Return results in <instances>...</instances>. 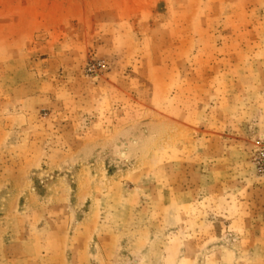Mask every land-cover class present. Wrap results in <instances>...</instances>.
<instances>
[{
    "label": "rangeland",
    "instance_id": "374dc122",
    "mask_svg": "<svg viewBox=\"0 0 264 264\" xmlns=\"http://www.w3.org/2000/svg\"><path fill=\"white\" fill-rule=\"evenodd\" d=\"M0 264H264V0H0Z\"/></svg>",
    "mask_w": 264,
    "mask_h": 264
}]
</instances>
